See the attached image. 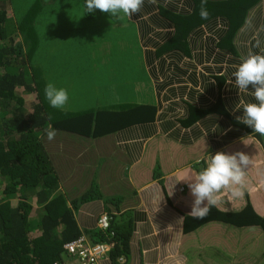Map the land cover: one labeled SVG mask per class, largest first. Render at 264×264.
I'll use <instances>...</instances> for the list:
<instances>
[{
  "label": "crops",
  "instance_id": "crops-1",
  "mask_svg": "<svg viewBox=\"0 0 264 264\" xmlns=\"http://www.w3.org/2000/svg\"><path fill=\"white\" fill-rule=\"evenodd\" d=\"M20 1L18 5L23 8L24 0ZM61 1L70 6L80 5L83 0ZM198 1L144 0L140 11L131 17L121 14L107 18L105 13L100 21H87L79 30H86L80 40L89 44L83 49L87 57L115 60L110 75L123 73L116 68L125 67L124 63H134L133 82L121 76V89H126L128 81L135 86L126 94L116 89L113 95L125 103L151 107L153 118L152 122L94 141L60 145V169L64 172L61 191L79 198L92 188L93 182L98 185L99 198L77 209L76 222L85 233L95 231L104 213L115 219L124 217V223L131 220L133 262L143 255L144 264H204L198 255L189 259L185 245L191 243L195 250L206 251L215 240L226 236L223 225L215 222L197 230L190 222L187 228L188 221L195 217L191 215L194 197L186 180L195 181L204 167L200 163L206 166L210 155L217 152H243L251 164L245 170L243 194L233 197L230 189H222L210 210L240 211L250 202L264 217V137L237 122L243 114L242 109L235 110L239 100L255 103V99L251 93H238L232 75L249 53L264 55V0L252 6L240 2L233 14L241 16L220 15L206 23L199 22L197 27L178 20L193 15ZM227 1L232 0H203V4ZM73 8L65 10L64 15L71 25L75 24ZM12 9L15 11V6ZM189 25L194 27L186 30ZM181 28L184 31H179ZM69 31L63 30V40L69 38ZM112 34L121 37V51L108 48L106 38ZM97 38L102 44L99 52L93 53L90 42ZM77 47L74 44L70 50L82 48ZM77 146L87 150L77 155ZM254 236L250 238L259 239V235ZM101 264H111L109 255Z\"/></svg>",
  "mask_w": 264,
  "mask_h": 264
},
{
  "label": "trees",
  "instance_id": "trees-1",
  "mask_svg": "<svg viewBox=\"0 0 264 264\" xmlns=\"http://www.w3.org/2000/svg\"><path fill=\"white\" fill-rule=\"evenodd\" d=\"M258 1L261 0H232L204 5L203 0H199L193 15L178 20L197 27L199 22L206 23L220 15L241 16L233 14L236 4L244 2L242 5L252 6ZM53 2L55 0H36L34 6L37 3L41 13L42 8ZM12 6V0H0V264H72L80 257L69 253L66 246L82 239L89 246H110L107 256L111 264H144L143 255L138 262H133L130 242L134 229L131 220L124 223V217L115 219L111 215L108 229L99 228L97 223L94 232L80 230L74 214L81 205L99 198L100 189L93 182L92 188L79 198L74 197V193L62 192L61 174L64 172L60 169V162L63 156L58 150L62 144L94 141L152 122L151 107L125 103L113 95L116 89L126 94L135 86L131 83L134 63H124L125 67L116 68L123 73L112 76L110 69L115 67V60L94 57L91 61L96 69L94 72L90 67L88 82L76 84L75 77L68 76L66 70H58L55 65V77L51 79L49 77L54 72L44 69L39 62L33 63L39 44L35 27L37 19L26 20L23 35V25L17 28L14 24L16 19ZM202 6L209 13L207 19H201L199 15ZM86 14L87 21L93 24L100 21L105 13L97 9L94 14ZM109 15L107 13V18ZM194 26L189 25L185 29L191 30ZM85 32L75 34L76 43L72 38L65 40L66 44L73 43L68 48L74 44L81 49L87 47L89 44L80 40V35ZM119 38L115 34L109 35L106 38L110 45L108 48L121 51L123 42ZM99 40L90 42L95 53L99 52L102 44ZM62 66L71 67L72 64ZM117 70L116 73L119 72ZM121 76L131 80L125 90L121 89L124 84ZM49 82L57 88L67 89L69 100L64 110L50 107L45 100L43 90ZM47 128L56 130L51 141L46 136ZM249 131L253 130L250 128ZM84 148L77 146L75 153L79 155ZM69 152L72 153L71 150ZM200 165L206 167L203 162ZM190 222L194 223L192 228L195 230L211 222L221 224L226 236L218 238V242L215 240L213 247L206 251H197L193 244L187 243L185 248L189 250V259L198 255L204 264H217L216 258L234 254V264H264V217L253 209L250 202L240 211L219 212L211 208L203 219H190L187 228ZM254 234L259 235L258 240L250 238Z\"/></svg>",
  "mask_w": 264,
  "mask_h": 264
},
{
  "label": "clouds",
  "instance_id": "clouds-1",
  "mask_svg": "<svg viewBox=\"0 0 264 264\" xmlns=\"http://www.w3.org/2000/svg\"><path fill=\"white\" fill-rule=\"evenodd\" d=\"M143 2L144 0H84L83 7L88 14H94V11L98 9L112 17H118L121 14L131 17L133 13L140 11ZM199 15L201 19H207L209 13L202 6ZM256 46L260 47L261 42L257 41ZM232 75L235 78L233 86L238 93L245 95L251 93L255 99V103H244L239 100L235 110L242 109L243 114L237 117V122L264 137V55L249 53L236 66ZM43 91L44 98L50 107L64 110L69 100L67 89L57 88L49 82ZM45 132L49 141L56 136L55 129L47 128ZM210 156V162L199 172L195 181L186 180L189 182L190 193L194 197L191 215L197 219H203L210 211V207L217 204L216 194L222 189H230L233 197H240L243 194L245 170L251 164L249 156L243 152L235 154L217 152ZM205 201L206 204H204ZM202 204L204 206H201Z\"/></svg>",
  "mask_w": 264,
  "mask_h": 264
},
{
  "label": "rangeland",
  "instance_id": "rangeland-1",
  "mask_svg": "<svg viewBox=\"0 0 264 264\" xmlns=\"http://www.w3.org/2000/svg\"><path fill=\"white\" fill-rule=\"evenodd\" d=\"M35 1L36 0H24L23 2L24 7L22 8L18 5V3L19 4L21 3L20 0H12L13 6H15L14 15L16 14L15 16L16 22H14V24L17 25V28L18 25L20 24L23 25L24 27L23 35L25 34V24L26 22H28L26 20L28 19L30 21H33L34 19H37L35 27L39 37V44L37 51H35L33 63L39 62L41 63V66L44 67V69H47L51 73L54 72V75H50L49 77L51 79L55 77V66H56L58 70H66L68 76L75 77L76 80H74V82L76 84L88 82L91 73L90 67H92L93 71L96 69L93 66V62L91 61V59L93 60L94 57L90 55H88L87 57L86 51H84L83 49L70 50L68 48L63 47V45L66 44L65 40H63V30L64 29L70 30L68 32V37H69L68 39H71L72 37L75 36L76 33L79 32L81 28L83 29L85 22L88 20L86 17L87 12L83 7L84 0L81 1L80 5L72 4L70 6L64 5V3L61 0H59V2L56 3L54 2L49 3L46 5V7L42 8L41 13H40L39 5H42V2L38 3L39 5L37 7V3L34 6ZM44 1L45 0H43V2ZM73 2L77 3V0H74ZM70 7H74L72 11L76 12L73 15H71L72 21H74L75 23L72 25L68 24L70 20L69 17L64 16L66 15L65 10H70ZM77 20H79L80 23H78ZM60 22L64 26H62ZM77 40L78 39L75 38V41ZM29 53L32 54V51H30ZM64 64H68V65L72 64L73 68L62 66ZM87 93H90V90H88ZM27 99L31 100V97H28ZM62 145L64 146V144ZM71 145L72 144L68 143L67 147H70ZM73 149L75 148L73 147ZM256 239L258 240V238ZM234 258H235L234 254L233 255L230 254L229 257L228 256L218 257L216 258V263L234 264Z\"/></svg>",
  "mask_w": 264,
  "mask_h": 264
},
{
  "label": "built area",
  "instance_id": "built-area-1",
  "mask_svg": "<svg viewBox=\"0 0 264 264\" xmlns=\"http://www.w3.org/2000/svg\"><path fill=\"white\" fill-rule=\"evenodd\" d=\"M111 215L104 213L98 218V227L101 229H108L110 226ZM66 249L71 254L79 255L80 259L72 264H101L102 260L107 256L110 246L94 245L89 246L86 242L78 240L74 243L68 244Z\"/></svg>",
  "mask_w": 264,
  "mask_h": 264
}]
</instances>
